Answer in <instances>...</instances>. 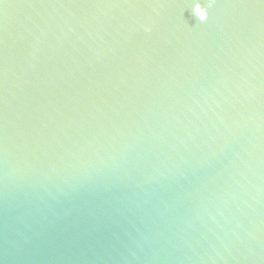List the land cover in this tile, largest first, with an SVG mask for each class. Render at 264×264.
<instances>
[{"label":"water","instance_id":"1","mask_svg":"<svg viewBox=\"0 0 264 264\" xmlns=\"http://www.w3.org/2000/svg\"><path fill=\"white\" fill-rule=\"evenodd\" d=\"M0 264H264V0H0Z\"/></svg>","mask_w":264,"mask_h":264}]
</instances>
